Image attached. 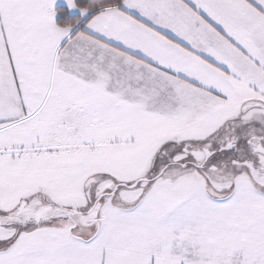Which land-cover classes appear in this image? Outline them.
Instances as JSON below:
<instances>
[{
	"label": "snow or ice",
	"instance_id": "6c2138e0",
	"mask_svg": "<svg viewBox=\"0 0 264 264\" xmlns=\"http://www.w3.org/2000/svg\"><path fill=\"white\" fill-rule=\"evenodd\" d=\"M0 264H264V0H0Z\"/></svg>",
	"mask_w": 264,
	"mask_h": 264
}]
</instances>
